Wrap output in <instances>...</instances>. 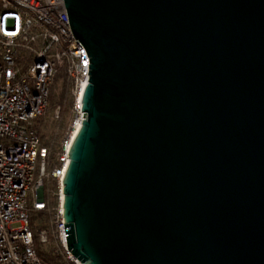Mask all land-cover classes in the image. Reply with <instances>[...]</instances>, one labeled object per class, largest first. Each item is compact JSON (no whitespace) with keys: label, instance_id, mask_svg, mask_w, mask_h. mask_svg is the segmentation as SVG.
<instances>
[{"label":"water","instance_id":"1","mask_svg":"<svg viewBox=\"0 0 264 264\" xmlns=\"http://www.w3.org/2000/svg\"><path fill=\"white\" fill-rule=\"evenodd\" d=\"M64 1L90 62L70 254L264 264V0Z\"/></svg>","mask_w":264,"mask_h":264},{"label":"built area","instance_id":"2","mask_svg":"<svg viewBox=\"0 0 264 264\" xmlns=\"http://www.w3.org/2000/svg\"><path fill=\"white\" fill-rule=\"evenodd\" d=\"M89 65L64 0H0V264H49L37 254L28 205L46 208L44 133L48 124L61 121L65 106L69 112L51 172L59 187L54 224L67 258L83 264L66 246L63 180L82 126ZM64 91L67 102H52ZM38 236L48 243L45 230Z\"/></svg>","mask_w":264,"mask_h":264},{"label":"trees","instance_id":"3","mask_svg":"<svg viewBox=\"0 0 264 264\" xmlns=\"http://www.w3.org/2000/svg\"><path fill=\"white\" fill-rule=\"evenodd\" d=\"M69 99L68 94L64 91L60 96V101L65 103ZM68 113V108L65 106L62 109V119L56 125L57 134L46 140L43 144L47 148V168L48 176L43 179V198L46 208L43 211H34L32 205H28L31 228L35 236V248L39 257L49 264H74L68 258L67 254L58 239V229L54 224L55 215L59 207L58 201V183L51 176L52 169L55 164V159L58 153L62 132L65 129V117ZM45 230L48 236V243L43 244L39 241V231ZM48 248V249H47Z\"/></svg>","mask_w":264,"mask_h":264},{"label":"rangeland","instance_id":"4","mask_svg":"<svg viewBox=\"0 0 264 264\" xmlns=\"http://www.w3.org/2000/svg\"><path fill=\"white\" fill-rule=\"evenodd\" d=\"M62 94V93H61ZM61 96V95H60ZM59 102L60 101V97H58V98H53V100H52V102ZM68 108V107H67ZM68 112H69V109H68ZM67 115H68V113H67ZM66 115V116H67ZM55 124H48V126L46 127L47 129H46V131H45V133H44V136H45V139L46 140H49V139H51V137H53V136H55ZM36 178H38V176L36 175ZM48 249V248H47Z\"/></svg>","mask_w":264,"mask_h":264}]
</instances>
